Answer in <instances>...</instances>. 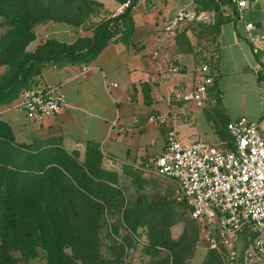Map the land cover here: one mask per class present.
Returning <instances> with one entry per match:
<instances>
[{
  "label": "trees",
  "instance_id": "1",
  "mask_svg": "<svg viewBox=\"0 0 264 264\" xmlns=\"http://www.w3.org/2000/svg\"><path fill=\"white\" fill-rule=\"evenodd\" d=\"M136 1L123 14L101 17L104 5L98 0H0V106L31 87L49 62L68 58L87 64L112 42L130 44ZM215 11V24L201 25V37L224 23L220 5ZM49 22L93 35L71 44L49 38L30 50L37 27ZM186 33L187 28L178 35V47L190 42ZM227 124L219 134L233 145ZM155 166L156 160L143 170L124 165L120 173L106 164L95 142L84 156L62 145L20 142L0 119V264H32L41 255L47 264H134L136 251L143 264H190L203 224L185 201L167 200L151 184L152 191L146 189L142 172ZM179 222L184 228L174 237L172 226ZM246 243L244 238L234 264H243ZM207 246L201 264H229L225 247Z\"/></svg>",
  "mask_w": 264,
  "mask_h": 264
},
{
  "label": "crops",
  "instance_id": "2",
  "mask_svg": "<svg viewBox=\"0 0 264 264\" xmlns=\"http://www.w3.org/2000/svg\"><path fill=\"white\" fill-rule=\"evenodd\" d=\"M98 1L104 5L101 17L115 16L122 4L117 0ZM218 5L224 12V23L218 31L212 27L211 33H202L201 37V25L215 24ZM180 12L195 14L196 18L176 23ZM132 14L136 30L130 44L112 42L87 64L67 58L42 67L36 80L60 86L67 102L61 112L42 123L32 122L17 106L22 91L14 101L0 106V119L10 125L16 140L62 145L79 150L82 156L88 143L95 142L106 164L121 173L124 165L138 170L146 164L154 165L172 128L185 143H213L221 140L219 132L227 123L242 116L264 127V77L258 74V58L252 52L246 29V23L252 22L253 32L264 35V0L250 2L244 19L238 18L227 0H137ZM48 24L54 28L53 36L57 25H66L69 39L52 35L40 39L37 31L32 42L35 46L30 50L49 38L71 44L80 36L93 35L92 30L87 34L84 28L75 29L63 22ZM185 28L190 42L178 47V35ZM202 44L207 45L205 49ZM202 49L217 72L211 90L215 103L203 109L173 99L176 88L196 84L197 69L204 59L199 54ZM170 60L178 71L169 70ZM84 66L90 69L82 74ZM159 112L170 115L169 125L158 127L148 122L151 114ZM148 170L141 177L147 190L152 191L151 184L161 197L176 204L185 201L174 180ZM177 225H182V230L174 234ZM183 228V222L176 223L172 235L179 236Z\"/></svg>",
  "mask_w": 264,
  "mask_h": 264
},
{
  "label": "built area",
  "instance_id": "3",
  "mask_svg": "<svg viewBox=\"0 0 264 264\" xmlns=\"http://www.w3.org/2000/svg\"><path fill=\"white\" fill-rule=\"evenodd\" d=\"M252 1L258 0H227L240 19H244L245 9ZM131 4V0L122 3L116 15L123 14ZM195 18V14L180 12L176 23ZM246 29L252 52L258 58V74L264 77V35L253 32L252 22L246 23ZM159 67L163 70L161 63ZM89 69L84 66L82 74ZM169 70L178 71L171 60ZM216 76L215 64L204 61L197 69L196 84L187 89L176 88L173 99L202 109L212 106L215 100L211 88ZM66 105L60 86L36 81L22 90L17 106L32 122L42 123ZM170 121L165 112L148 118L151 125L158 127L169 125ZM227 127L233 145L227 140L183 143L170 129L154 172L178 184L192 217L203 224L201 237L210 248L223 246L233 259L246 238L243 264H264V127L246 116L230 121Z\"/></svg>",
  "mask_w": 264,
  "mask_h": 264
},
{
  "label": "rangeland",
  "instance_id": "4",
  "mask_svg": "<svg viewBox=\"0 0 264 264\" xmlns=\"http://www.w3.org/2000/svg\"><path fill=\"white\" fill-rule=\"evenodd\" d=\"M66 28H67V26L64 24L57 25V27L55 28L57 30L56 31L57 33L55 36L52 35L54 28L50 27V24H48V23L38 26L36 31H38V35H39L40 39H44L47 36L52 35V37H57L59 39L66 40V39H69V32H68V30H66ZM84 30L86 31V33L88 32L87 34H92V32L90 30H88V29H84ZM1 32H2V29L0 28V33ZM34 46H35L34 43H31L29 45V49L33 48ZM206 46H207L206 44H202L201 48L205 49ZM203 49L201 50V52L199 54L201 57H204L203 62L209 61V59H208L209 57H207L208 54L206 55V53H205L206 50H203ZM183 143H185V142H183ZM181 230H182V225H177L173 228L174 234L180 233ZM207 248H208V246H207L206 240L201 237V239L197 245L196 252H195L194 256L191 258V260L189 261L190 264H197L198 262H200V260L204 257V255H206ZM14 254L16 256H19V254L17 252H15ZM134 254H135L134 258H133L134 264H143L144 257L141 255L140 251H136ZM228 262H229V264H234L235 260H232L229 257ZM31 263L32 264H47L46 259L42 255L37 257L36 259L32 260Z\"/></svg>",
  "mask_w": 264,
  "mask_h": 264
}]
</instances>
